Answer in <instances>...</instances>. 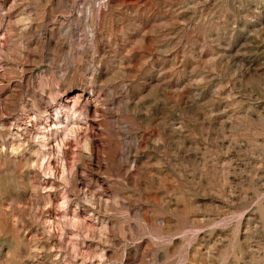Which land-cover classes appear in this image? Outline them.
Returning a JSON list of instances; mask_svg holds the SVG:
<instances>
[{"label": "clouds", "instance_id": "9594fccd", "mask_svg": "<svg viewBox=\"0 0 264 264\" xmlns=\"http://www.w3.org/2000/svg\"><path fill=\"white\" fill-rule=\"evenodd\" d=\"M151 2L149 28L144 4L0 0V264H126L145 241L155 264H264V0ZM64 33L68 71L46 52ZM117 35L132 47L110 58ZM118 100L155 133L128 161L98 147Z\"/></svg>", "mask_w": 264, "mask_h": 264}, {"label": "rangeland", "instance_id": "374dc122", "mask_svg": "<svg viewBox=\"0 0 264 264\" xmlns=\"http://www.w3.org/2000/svg\"><path fill=\"white\" fill-rule=\"evenodd\" d=\"M144 4V8H140V5ZM123 5V7L128 12H135L138 8H140V12L144 15V18L147 19L149 15H153L154 18L152 20V24L148 25L149 28H151L153 25L159 23V19L156 17H160L164 14L165 9L163 8L162 4L152 3L151 0L149 3L145 4V0H118L117 7H120ZM145 9H147V13H145ZM123 19V18H121ZM111 30L119 33L120 32V21L116 18H113L111 21ZM147 30V29H145ZM80 37L84 38L87 42V38L83 32L80 33ZM134 39H139V36L135 37ZM65 41L69 45L72 44L73 37L70 35V33H64L63 35H59L57 40L51 45V47L46 48V52L48 53L50 57L51 64L56 65L60 70L62 71H68V63L67 61L72 55V52L70 48L64 47ZM133 40H125L123 37L117 35L114 37L111 47L105 48V54H107L110 58L118 57L123 55V51H126L127 48L132 47ZM153 38L150 36L145 39V47L146 51L148 53L152 52L153 48ZM248 51L250 52H259L261 49L256 48L254 45H250L248 48ZM135 60H129V63L133 65V67L130 69V73L135 72V66L139 65L140 60L142 59V56L139 52L134 53ZM179 55V53H177ZM171 61H169L170 66ZM40 69H37L39 71ZM190 70V69H189ZM72 79H75L79 81L81 79L80 73L76 68L71 69V75L69 77V82H71ZM165 79H169V77H165ZM161 84L160 79H156L153 81V83L149 86V91L152 87H155L156 85ZM11 89H8L5 93L10 94ZM147 94V93H144ZM113 96H118L119 92H115L112 94ZM169 99H173L171 97V92H169ZM126 109V104L123 101L118 100L114 111L113 118L111 119V135L109 136L107 141H103L98 144V147L100 149H104L105 145H107V150L111 154L113 160H122V161H128L129 158L136 156V145L139 141V146L142 148L146 143L149 141V136L154 135L155 133H149L146 130H144V126L141 125V131L139 133H135L131 130L127 120L122 118L119 113L122 110ZM166 113V109L164 106H161V110L159 113V116H163ZM159 118V117H158ZM99 128V125L97 126ZM101 136L103 134L101 133ZM143 137V139H139L140 137ZM133 163H136V169L140 170L145 168L150 163H153L154 161H150L147 156H145L143 159H141L139 162H136L135 160L132 161ZM150 175V173H145V179L141 182L142 189L149 187V182L147 180V176ZM157 175H160V173H157ZM156 184H159L160 181L157 179L155 181ZM131 186V185H130ZM0 191L4 192V194L7 196L11 193V189L0 186ZM164 195V190H156L153 188L151 191H145L144 193V200L145 205L144 209L145 211L148 210L149 204L147 202H155L160 200V198ZM181 209H183V206H181ZM196 217H193L195 219ZM174 223V221H172ZM147 247V241H145L144 245H142L138 251H130L128 253L126 264H140L141 260L143 259L144 264H155V261L150 257V253L145 254L144 249Z\"/></svg>", "mask_w": 264, "mask_h": 264}]
</instances>
